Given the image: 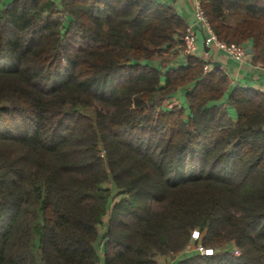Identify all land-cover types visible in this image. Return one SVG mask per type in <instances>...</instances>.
<instances>
[{"label": "trees", "instance_id": "obj_1", "mask_svg": "<svg viewBox=\"0 0 264 264\" xmlns=\"http://www.w3.org/2000/svg\"><path fill=\"white\" fill-rule=\"evenodd\" d=\"M197 1L264 65V0ZM187 27L160 0L0 5V264H264V94L164 68Z\"/></svg>", "mask_w": 264, "mask_h": 264}, {"label": "crops", "instance_id": "obj_2", "mask_svg": "<svg viewBox=\"0 0 264 264\" xmlns=\"http://www.w3.org/2000/svg\"><path fill=\"white\" fill-rule=\"evenodd\" d=\"M11 1L12 0H0V5ZM195 1L197 0H160L162 3L173 6L184 18L188 27L195 25L193 17ZM197 34L199 36V40L195 56L203 60L206 65L212 64L214 68L217 64L219 68L225 71L229 79L230 90L234 89L236 86H241L253 88L255 90H257L256 88H260L264 91V65L261 63L255 64L253 61V55H247L243 61H237L223 51L217 50L214 47H207L204 44L203 34L200 31H197ZM243 46L246 50H253L252 42ZM175 52L176 51L173 50L171 55H174ZM187 57L188 56L184 54V51L181 50L175 55V58L169 64L164 66V68L177 69L184 67L187 65ZM157 66H159V64H157ZM187 93L188 89L179 90L164 104V108L171 109L174 106L188 108L186 100ZM223 107L229 112L233 122H236L237 114L232 107L227 105V101L223 102Z\"/></svg>", "mask_w": 264, "mask_h": 264}, {"label": "built area", "instance_id": "obj_3", "mask_svg": "<svg viewBox=\"0 0 264 264\" xmlns=\"http://www.w3.org/2000/svg\"><path fill=\"white\" fill-rule=\"evenodd\" d=\"M193 10L195 25L189 26L187 28L186 35L183 39L184 54L186 56L196 55L199 40L197 31H200L203 34L204 44L207 47H214L217 50L223 51L237 61H243L247 57V50L243 45L228 44L218 38L199 1H195ZM212 69L213 65L207 64L204 67V73L207 74L211 72ZM189 249L192 251V253H196L205 257H213L216 254L214 249L205 247L203 245L202 235L198 230L193 231L191 234V243ZM234 254L237 256L240 255L238 250H235Z\"/></svg>", "mask_w": 264, "mask_h": 264}, {"label": "rangeland", "instance_id": "obj_4", "mask_svg": "<svg viewBox=\"0 0 264 264\" xmlns=\"http://www.w3.org/2000/svg\"><path fill=\"white\" fill-rule=\"evenodd\" d=\"M84 112L87 113V114H89V115H91V116L93 115V111H92V110H85ZM105 222L107 223V219H105ZM101 233H102V235H103V234H104V231L102 230ZM189 247H190V244H189V246H188V248H187L186 251H187L188 253H192V251H191L192 248H191V250H190ZM235 250H238V251H239V253H240L239 256H237V255L234 254ZM225 251H226V252H229V253H232V255H234V256H236V257H240V256H241V251L235 246L234 243H231V244L227 245V246L225 247ZM180 260H181V257H177V258H168V259H166V260H163V261L161 262V264H177Z\"/></svg>", "mask_w": 264, "mask_h": 264}, {"label": "water", "instance_id": "obj_5", "mask_svg": "<svg viewBox=\"0 0 264 264\" xmlns=\"http://www.w3.org/2000/svg\"><path fill=\"white\" fill-rule=\"evenodd\" d=\"M247 55H253V50H251V49L247 50ZM215 66L219 67L217 64ZM256 89L264 94V91L262 89H260V88H256Z\"/></svg>", "mask_w": 264, "mask_h": 264}]
</instances>
